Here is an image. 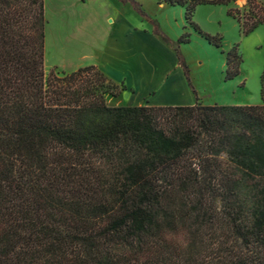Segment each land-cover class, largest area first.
Here are the masks:
<instances>
[{"label": "trees", "instance_id": "trees-1", "mask_svg": "<svg viewBox=\"0 0 264 264\" xmlns=\"http://www.w3.org/2000/svg\"><path fill=\"white\" fill-rule=\"evenodd\" d=\"M139 11L136 0H119ZM185 24L209 44L221 37ZM227 15L247 35L264 4ZM44 0H0V264H264V99L109 106L124 87L93 65L44 72ZM183 28H185L183 26ZM238 46L224 80L240 73Z\"/></svg>", "mask_w": 264, "mask_h": 264}, {"label": "rangeland", "instance_id": "rangeland-1", "mask_svg": "<svg viewBox=\"0 0 264 264\" xmlns=\"http://www.w3.org/2000/svg\"><path fill=\"white\" fill-rule=\"evenodd\" d=\"M82 1L85 17L80 23H73L77 28L78 38H81L82 42H71L67 47L62 46L65 44L60 40H56L58 28L62 25L58 20L60 15L52 14L54 12L52 4L58 6L60 1H48L44 26L46 76L52 69L58 73L64 71L63 69L67 68L65 61H70L72 64L81 61V54H87L88 47L99 41L104 43L109 56L116 55L121 47L129 48L137 59L138 67L149 66L153 60L159 58L174 66L175 57L171 51L172 46L164 43L159 35L153 33L154 26H157L158 31L173 43L182 33H190L189 42L180 45L179 49L189 72L190 84L196 91L198 103L236 106L262 103L264 99V25L260 24L247 35H243L237 21L227 15L229 9L242 11L246 0H229L225 4H201L195 8L192 20L204 32L221 37V45L218 48L209 44L185 24L184 9L181 7L169 6L160 0H136L140 5L139 10L146 16L142 17L140 12L134 10L129 3H122L119 0ZM261 2L264 4V1ZM64 6L65 10L70 8H67L68 5ZM77 10L74 6L71 9L75 13H78ZM120 13L130 15L132 19L135 18L138 25H145V28L129 39L132 31L128 29L125 19L122 21L118 19ZM63 21L65 25L68 22L66 18ZM52 27L54 29L53 46L46 42ZM148 28H150V34L143 32ZM123 45H129V47ZM234 45L238 46L242 59L239 66L240 73L234 79L225 81L226 54ZM90 52H88L89 55ZM145 73L144 71L143 77ZM173 73L175 77L178 76V70ZM181 83H183L182 90H187L186 84ZM191 96L195 102V97L192 94ZM104 97L109 106H136L143 96L137 91L133 95L123 94L114 98L106 94ZM144 101L156 102L155 99L149 98H145ZM120 103L124 104L117 105Z\"/></svg>", "mask_w": 264, "mask_h": 264}, {"label": "crops", "instance_id": "crops-1", "mask_svg": "<svg viewBox=\"0 0 264 264\" xmlns=\"http://www.w3.org/2000/svg\"><path fill=\"white\" fill-rule=\"evenodd\" d=\"M48 1L44 0V16H47V5ZM59 5H53L54 9L53 15H60L58 18L59 26L58 30V38L57 41L65 45L64 47L70 45L71 42L80 43L82 42L81 38H78L77 28L73 23L81 22L85 15L83 9V1L82 0H59ZM264 1V0H258ZM64 5H68V10L64 9ZM75 7L78 13L71 11L72 7ZM63 8V9H62ZM65 10V11H64ZM64 18L67 19L68 22L63 21ZM120 21L125 19V22L128 24V29L132 31V36L129 39L134 37L135 33L140 32L145 25H138L135 22V18L132 19L130 15L124 13L118 17ZM79 20V21H78ZM53 27L50 29L49 36L46 38V42L53 46ZM145 33L150 34V28L144 29ZM55 40V42H57ZM130 44V43H128ZM61 46V48H63ZM128 46L129 45H123ZM60 48V49H61ZM66 50V49H65ZM90 52V55L88 52ZM172 53L174 54L175 65L171 66L164 59L159 58L153 60V62L149 66H139L137 65L136 57L130 52L129 48L121 47L120 51L118 49V53L114 56H109L106 51V46L103 42L99 41L96 44H92L88 47L87 54H81V61L77 63H70V61H65L67 68L63 69L66 72L73 71L79 67L86 65L95 66L104 77L111 82L113 85L118 87H124L125 90L122 91L120 95H133L137 91L141 93L142 100L136 103V106H191L194 105L195 102L192 100V92L189 88L187 81L184 77L182 69L177 64V59L173 49L171 48ZM94 53V54H93ZM99 56H96V54ZM45 57V56H44ZM70 57V56H69ZM57 66V65H56ZM178 70V76H174V71ZM144 71L145 76L143 77ZM186 84L187 90H182L181 86ZM185 86V87H186ZM194 89V88H193ZM190 90V91H189ZM195 90V89H194ZM190 94H189V92ZM188 92V93H187ZM189 95V97H188ZM193 95V94H192ZM117 96V97H118ZM194 97V95H193ZM145 98L155 99L156 102L150 103L148 101H144ZM190 98V99H189ZM124 103H120L117 105H122ZM129 104V103H128ZM135 103H130L129 105H134ZM203 105H213V104H203ZM220 105V104H219Z\"/></svg>", "mask_w": 264, "mask_h": 264}]
</instances>
